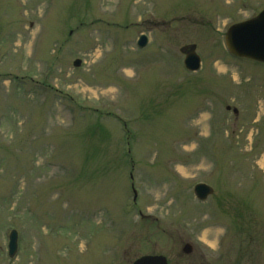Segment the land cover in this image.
<instances>
[{"label":"rangeland","instance_id":"obj_1","mask_svg":"<svg viewBox=\"0 0 264 264\" xmlns=\"http://www.w3.org/2000/svg\"><path fill=\"white\" fill-rule=\"evenodd\" d=\"M263 9L0 0V264H264V63L224 44Z\"/></svg>","mask_w":264,"mask_h":264},{"label":"water","instance_id":"obj_2","mask_svg":"<svg viewBox=\"0 0 264 264\" xmlns=\"http://www.w3.org/2000/svg\"><path fill=\"white\" fill-rule=\"evenodd\" d=\"M147 43V36L141 34L137 40V46L144 48ZM224 44L228 52L235 57L264 63V9L251 19L231 25L224 35ZM180 51L184 54V67L190 72L198 71L201 59L196 53V46L187 45L182 47ZM80 64L79 59L73 62L75 67L80 66ZM233 112L237 113V110L233 109ZM193 191L194 196L199 201H204L213 194V189L204 183L196 184ZM17 238V231L11 230L7 244V252L10 258L14 257L17 252ZM191 249L190 244H185L182 247V252L189 254ZM132 264H167V259L162 255H144L134 260Z\"/></svg>","mask_w":264,"mask_h":264}]
</instances>
